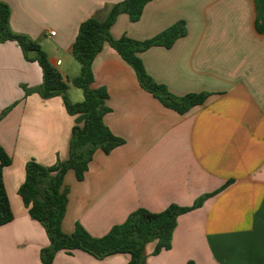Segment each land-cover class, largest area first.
<instances>
[{
	"label": "crops",
	"instance_id": "1",
	"mask_svg": "<svg viewBox=\"0 0 264 264\" xmlns=\"http://www.w3.org/2000/svg\"><path fill=\"white\" fill-rule=\"evenodd\" d=\"M15 33L46 52L66 80L80 74L73 56L79 26L104 20L124 0H1ZM178 22L187 34L171 48L140 54L148 74L173 95L209 94L186 114L165 107L142 89L133 68L108 44L92 65L93 88L108 92L104 124L124 144L97 149L83 180L64 179L67 209L62 230L76 225L102 237L138 209L159 213L171 204L196 209L180 215L172 245L157 255L147 245L145 264H264V33L256 29L254 0H150L139 21L121 14L111 28L118 39H152ZM55 32V35H51ZM60 62V64H58ZM43 82L35 61L14 41L0 42V147L12 158L4 183L14 215L0 227V264H41L49 245L18 191L30 160L53 166L69 157L78 116L62 96L27 94ZM72 103L83 92L69 84ZM116 254L98 260L60 251L53 264H127Z\"/></svg>",
	"mask_w": 264,
	"mask_h": 264
},
{
	"label": "trees",
	"instance_id": "2",
	"mask_svg": "<svg viewBox=\"0 0 264 264\" xmlns=\"http://www.w3.org/2000/svg\"><path fill=\"white\" fill-rule=\"evenodd\" d=\"M150 0H124L113 6L104 20L91 18L83 22L73 46V56L80 64V74L70 80L54 68L42 47L26 35L15 33L10 24L11 10L0 0V42L14 41L21 47L27 61L37 62L43 72L42 84L34 89L24 87L27 94L37 93L43 99L62 96L67 113L78 116L72 129L69 157L53 166H44L35 160L25 165V180L18 194L22 198L31 218L45 229L49 245L40 252L41 264H53L60 251L81 250L98 260L116 254L129 256L127 264H145V250L155 243L154 255L169 250L172 235L180 215L198 208L207 196L201 197L191 207L171 204L164 211L155 213L138 209L128 216L123 224L114 226L102 237L92 236L83 226L76 225L72 234L62 230L68 197L64 179L69 171H74L78 180H83L97 149L106 154L124 144L104 124V116L109 112L106 106L108 92L105 88H93L92 70L96 56L105 45L113 48L136 73L142 89L151 93L165 107L179 114H186L193 107L203 104L207 93L188 94L178 97L168 88L154 81L148 74L140 54L155 46L171 48L187 34L185 22H178L152 39L138 41L128 36L118 39L111 34V28L121 14H127L135 23L141 18ZM256 9V29L264 33V0H254ZM69 84L82 90L84 99L72 103L68 97ZM11 108L0 114V121ZM12 164V158L0 147V227L14 219L9 197L4 183V170ZM187 264H195L190 261Z\"/></svg>",
	"mask_w": 264,
	"mask_h": 264
},
{
	"label": "built area",
	"instance_id": "3",
	"mask_svg": "<svg viewBox=\"0 0 264 264\" xmlns=\"http://www.w3.org/2000/svg\"><path fill=\"white\" fill-rule=\"evenodd\" d=\"M51 35H52V36L55 35V32H51ZM58 64H60V62H58Z\"/></svg>",
	"mask_w": 264,
	"mask_h": 264
},
{
	"label": "rangeland",
	"instance_id": "4",
	"mask_svg": "<svg viewBox=\"0 0 264 264\" xmlns=\"http://www.w3.org/2000/svg\"><path fill=\"white\" fill-rule=\"evenodd\" d=\"M76 63L78 64V66L80 65L77 61H76ZM67 159H68V158H67ZM67 159H66V160H67ZM64 161H65V160H64Z\"/></svg>",
	"mask_w": 264,
	"mask_h": 264
}]
</instances>
